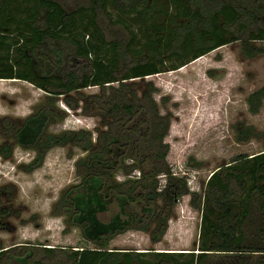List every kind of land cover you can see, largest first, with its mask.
<instances>
[{
  "label": "trees",
  "instance_id": "1",
  "mask_svg": "<svg viewBox=\"0 0 264 264\" xmlns=\"http://www.w3.org/2000/svg\"><path fill=\"white\" fill-rule=\"evenodd\" d=\"M101 14L130 33L128 43L106 38ZM235 41L249 58L264 55V45L254 43L264 41V0H86L71 9L60 0H0V79L28 81L51 97L63 95L70 106L68 93L99 86L80 108L106 127L95 137L77 129L43 141L52 121L44 105L12 128L16 142L35 148L38 159L53 145L84 152L75 164L80 180L62 190L52 213L96 247H43L47 262L32 264H264V151L235 156L200 193L190 192L167 162L169 115L158 109L156 87L148 81L138 95L129 81L178 69ZM263 99L264 85L247 95L249 112L258 113ZM252 136L249 126L236 130L239 141ZM185 193L201 212L197 252L106 248L128 229L161 240ZM6 250L0 248V259Z\"/></svg>",
  "mask_w": 264,
  "mask_h": 264
},
{
  "label": "rangeland",
  "instance_id": "2",
  "mask_svg": "<svg viewBox=\"0 0 264 264\" xmlns=\"http://www.w3.org/2000/svg\"><path fill=\"white\" fill-rule=\"evenodd\" d=\"M60 1L66 9L86 2ZM99 21L107 39L129 42L130 33L121 25L113 24L104 14L100 15ZM254 43L264 45V41ZM142 53L137 52L138 55ZM2 79L0 248L7 249V253L0 259V264H21L17 261L21 257L25 258L26 264L36 260L47 262L42 258L43 247L56 251L96 247L84 239L79 227L66 225L64 216L52 213L62 190L80 180L75 164L84 152L73 144L53 145L42 159H38L35 148L23 147L16 142L12 128L20 126L38 107L47 105L52 121L44 126L43 141L65 130L77 129L89 130L95 137L97 131L106 128L102 117L84 114L80 107L83 96L99 93L100 87L92 85L68 93V100L73 104L70 106L63 95L51 97L28 81ZM129 81L138 95L148 81L156 87L153 97L158 109L169 115L165 137L169 146L167 162L175 176L186 178L190 192L200 193L210 174L235 156L264 151V99L258 113L249 112L246 102L250 92L264 85V55L245 56L239 41L220 46L178 69ZM105 87L108 91L109 84ZM247 126L252 128L253 136L248 140H237L236 130ZM124 178L120 172L117 174V179ZM159 181L162 187L164 175L159 176ZM114 209L113 206L111 210ZM109 215L107 213L103 218ZM200 215L201 212L190 205V193H185L174 205L161 240L153 242L148 232L128 229L110 239L106 248L197 252Z\"/></svg>",
  "mask_w": 264,
  "mask_h": 264
}]
</instances>
